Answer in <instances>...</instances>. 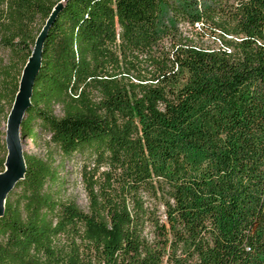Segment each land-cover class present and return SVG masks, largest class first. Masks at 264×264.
<instances>
[{
  "label": "trees",
  "instance_id": "16d2710c",
  "mask_svg": "<svg viewBox=\"0 0 264 264\" xmlns=\"http://www.w3.org/2000/svg\"><path fill=\"white\" fill-rule=\"evenodd\" d=\"M62 2L0 0L1 121ZM52 17L20 140L84 161L88 210L60 164L22 153L0 264H264V0H65Z\"/></svg>",
  "mask_w": 264,
  "mask_h": 264
},
{
  "label": "water",
  "instance_id": "95a60500",
  "mask_svg": "<svg viewBox=\"0 0 264 264\" xmlns=\"http://www.w3.org/2000/svg\"><path fill=\"white\" fill-rule=\"evenodd\" d=\"M65 2L58 4L52 11L51 18L42 29V33L37 37L34 49L31 57L34 58L33 62H30V58L26 62V65L22 71L21 82L17 92V96L10 109V113L7 117L6 126L8 129L5 132L4 142L6 144V160L4 163V170L0 173V216L3 213L4 201L6 196L14 186V184L23 178L24 175V159L20 151V131L19 124L25 108L29 105L30 92L33 82V77L39 67V60L41 54V43L44 40L47 25L51 22L53 14L62 6Z\"/></svg>",
  "mask_w": 264,
  "mask_h": 264
},
{
  "label": "rangeland",
  "instance_id": "374dc122",
  "mask_svg": "<svg viewBox=\"0 0 264 264\" xmlns=\"http://www.w3.org/2000/svg\"><path fill=\"white\" fill-rule=\"evenodd\" d=\"M203 0H199L201 2ZM233 1V0H231ZM180 33L183 37L190 39L195 35L193 28H189L181 24ZM0 57L6 62L10 58V53L8 50H0ZM55 114L60 117L61 111L55 108ZM5 132H6V122L0 120V154L2 152V146L5 144ZM21 141L22 153L27 156H33L36 158H42L48 162L52 161L55 165L60 164V176L65 182V195L71 201H75L78 206L84 212L88 210V178L89 173L84 174V170L81 169L83 160L80 158H74L71 161H64L61 155L56 151L50 143L46 136L41 135L35 141H32L29 137H24ZM88 172V169H87ZM102 173L100 171L97 173L96 177Z\"/></svg>",
  "mask_w": 264,
  "mask_h": 264
},
{
  "label": "bare ground",
  "instance_id": "6f19581e",
  "mask_svg": "<svg viewBox=\"0 0 264 264\" xmlns=\"http://www.w3.org/2000/svg\"><path fill=\"white\" fill-rule=\"evenodd\" d=\"M33 60H34V58L33 57H31L30 58V62H33ZM8 129V126H6V130ZM20 151H21V153H22V147H21V142H20Z\"/></svg>",
  "mask_w": 264,
  "mask_h": 264
}]
</instances>
